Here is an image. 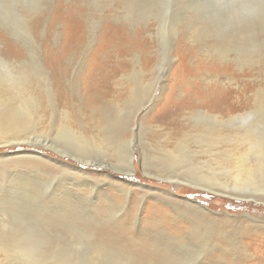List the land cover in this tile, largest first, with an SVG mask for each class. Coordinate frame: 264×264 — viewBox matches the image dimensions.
I'll return each mask as SVG.
<instances>
[{
  "label": "rangeland",
  "instance_id": "374dc122",
  "mask_svg": "<svg viewBox=\"0 0 264 264\" xmlns=\"http://www.w3.org/2000/svg\"><path fill=\"white\" fill-rule=\"evenodd\" d=\"M29 2L35 17L27 28L0 19V60L7 62L0 63V75L6 73L7 84L29 77L43 99L42 110L33 118L35 128L27 131L28 141L0 145V216L18 212L54 233L89 232L101 264H136L109 243L100 246L99 231L110 232L121 219L135 239L147 237L152 249H165L166 264H234L229 254L234 247L219 235L209 240L210 247L203 246L205 230L195 229L196 220L188 223L182 214L180 231L157 220L163 212L175 216L172 204L193 201L227 233L240 225L239 237L232 236L241 239L247 254L241 264H264V201L176 182L142 165L143 149L152 153L150 147L158 144L172 148L178 141L204 149L194 137L195 121L230 130L229 118L252 110L256 101L264 104V19L225 34L209 27L199 10L201 0ZM238 52L246 56L244 65H238ZM10 67L12 73L6 71ZM199 110L217 117L199 116ZM66 114L69 127H86L90 134L104 120L113 129L123 128L124 140L131 142L124 147L133 148L134 171L116 167V154L101 143L84 146L88 157H72L80 156V143L68 146L67 137H56Z\"/></svg>",
  "mask_w": 264,
  "mask_h": 264
},
{
  "label": "bare ground",
  "instance_id": "6f19581e",
  "mask_svg": "<svg viewBox=\"0 0 264 264\" xmlns=\"http://www.w3.org/2000/svg\"><path fill=\"white\" fill-rule=\"evenodd\" d=\"M243 55L244 54L242 53L238 55L237 62L240 66L244 65L245 62H247L246 56ZM4 65L7 66V63H4ZM4 69L6 70V68ZM6 71L8 73H12L11 67ZM2 77L6 78L8 76L6 75V73H1L0 75V145L19 143V141H28L26 138L31 132L28 133L27 131H29V129L33 130V128H35V121H33V118L38 116L39 112H41V102L43 99H40V94H38L32 89L33 86L30 83L29 77L20 76L21 81L16 82L14 84H7L4 78ZM10 77L13 78L16 76H13L11 74ZM11 81L13 82L14 80L11 79ZM140 81L142 80L140 79ZM135 89L136 88H132V90L134 91V96H136L137 92ZM51 95L52 94H50V98ZM54 103H51L50 106L55 107ZM140 104L143 105L141 101ZM140 104L139 106H141ZM141 107H138V109H140ZM138 111H135V114L133 116L134 118L137 115ZM261 111H264V104H262L259 100L255 102L252 110L244 111L243 113L233 115L231 118L228 119V122L230 123L228 124V129L230 130L221 129L219 127L205 126L201 123V121H195V126L198 128V131L194 136L196 138V142L202 144V146H205L206 148L202 147L204 149L193 150L185 142L178 144V141L172 148L167 145L168 143L163 145L158 144L155 147L150 144V146H152L150 147V150L153 151L152 153L148 152L146 148H144L142 151L143 168L145 170L158 173L159 176H164L169 179L175 180L176 182H187L197 187L199 186L202 188L218 191L220 193L230 194L232 196H235V198H252L256 199L257 201H264V113L262 114L263 116L259 115ZM196 112L198 115L204 113L205 116H213L214 118L217 117V115H211L204 110H199ZM47 115L45 117H47ZM63 117L64 121L67 122H61L59 126L61 132H58L56 137H67L65 138L66 140H64L66 141L67 145L73 140L79 142L81 145V149L77 148L78 152L76 151V154L80 156L72 155V157L80 160V157H88L89 153L87 152V150H84V146L88 144L96 145V143H101L102 145L104 144L103 147L107 149V152L112 151L113 154H116V159L119 162L116 164V167H122L121 169H124V172L126 173L134 171L133 148H130V150L127 151V149L124 147L126 145L125 142L128 141V139L124 140V134L122 133L123 128L113 129V126L109 125L107 121L104 120V126L100 127L99 125H97L100 128L97 129L96 133L90 134L89 130L86 129V127L80 129H72L71 127H69V125L71 124L68 120V115L66 114ZM36 121L38 122V120ZM53 121L51 125L55 128L56 123ZM258 124L263 127L260 128ZM91 128L96 127L94 125ZM98 131L100 132V135H98L99 133L97 134ZM224 133L226 134L222 135ZM76 138H78L79 140ZM128 142L131 143L130 141ZM77 144L75 147H77ZM90 151L92 152V149ZM188 157H193L194 161H191V159L189 160ZM202 157H207L209 159L204 160L201 159ZM27 162L30 161L27 160ZM55 162L58 164H65L62 161ZM210 162H214V166ZM181 167H184L185 169H183L182 171L177 170V168L180 169ZM224 171L227 173L226 176L224 174ZM64 172H68V170L65 169ZM82 173L83 172H81L80 174ZM66 176H71V174H68ZM120 190L124 192L125 188L120 187ZM126 203H128V201ZM190 203L191 205H181L179 203H174L175 205L172 204V207L174 206V210L172 211H175V216L163 212V217H159L157 220H160V223L162 224L168 222V225H170L172 229L180 231L182 229L181 215L184 214L185 217L188 219L186 220L188 223H191L193 222V220H196V222H194L193 224L195 229H197V227L204 228V247L209 246L208 242L209 240H211L212 237H214L215 235H219L221 237L220 239L224 240L228 244L232 245V247H234L232 251H230L231 253H229L234 257L232 259L234 264H241L242 261L247 260V254L245 252V249H242L240 247L241 239H237L239 237L238 229H240V225L236 222L237 228L235 225V229L231 233H227L225 229L220 228V225L216 221L207 220L208 218L197 208V206H195L196 204L192 205L194 203L193 201ZM108 204L111 205L114 203ZM190 216L193 218H191ZM163 218L165 220H163ZM251 220L257 223L260 222L255 219ZM118 221V223L108 228L112 229L110 232H105V230L99 231V238L101 240H99L101 243L100 246L104 245L105 243H109L115 248H118L123 253V255H126L128 259L126 261L128 262H134L136 264H166L164 256L165 249H160V247L152 249V240L147 237H143L142 240L135 239L132 235L129 224L126 223V227L124 225L125 221H123L122 219ZM257 223H252V227L257 228ZM195 229L193 232H195ZM184 234H182V236L184 238L187 237ZM232 234L233 236L237 235V238L235 240ZM176 238L180 241V238L178 236ZM196 240L197 239H195V241ZM98 244L99 243H97V245ZM93 247L95 250L98 248L94 245ZM236 247L239 248L237 249ZM211 253L212 255L217 254L216 252L212 251ZM110 255H112V253Z\"/></svg>",
  "mask_w": 264,
  "mask_h": 264
},
{
  "label": "clouds",
  "instance_id": "9594fccd",
  "mask_svg": "<svg viewBox=\"0 0 264 264\" xmlns=\"http://www.w3.org/2000/svg\"><path fill=\"white\" fill-rule=\"evenodd\" d=\"M199 10L212 30L226 34L264 19V0H201ZM34 17L29 0H0V19L27 28ZM91 240L89 232L54 233L18 212L0 216V264H101Z\"/></svg>",
  "mask_w": 264,
  "mask_h": 264
}]
</instances>
